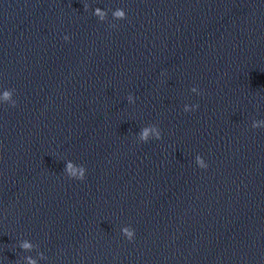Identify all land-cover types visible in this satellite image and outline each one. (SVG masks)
I'll use <instances>...</instances> for the list:
<instances>
[{"label":"water","instance_id":"95a60500","mask_svg":"<svg viewBox=\"0 0 264 264\" xmlns=\"http://www.w3.org/2000/svg\"><path fill=\"white\" fill-rule=\"evenodd\" d=\"M5 89L0 264H264V0H0Z\"/></svg>","mask_w":264,"mask_h":264},{"label":"clouds","instance_id":"9594fccd","mask_svg":"<svg viewBox=\"0 0 264 264\" xmlns=\"http://www.w3.org/2000/svg\"><path fill=\"white\" fill-rule=\"evenodd\" d=\"M100 15H101V18H103L104 14L101 13ZM114 15H115L116 18L124 19L126 17V12H125L124 9L117 10ZM64 39L67 40V39H69V37L67 35H65ZM10 96H11V91L5 89L2 92H0V101H6V100L9 99ZM129 99L131 100L132 97L129 96ZM193 107L195 108L196 106H193ZM185 111H189L187 106H185ZM252 126L253 127H264V120H262V121H254ZM150 131L155 133L156 139H160L161 138L160 133L158 131H156L155 128H151V129H147L146 128V129H144L141 132L140 139L143 140V141H147ZM195 162H196V165L199 168L206 169L208 167V164L205 161V159L199 154L196 155ZM70 177L75 178V179H79V180H83L85 178V170L84 169H80L78 172L75 171V170H72ZM121 233L123 234V236L126 239H128L130 241L134 239V236H135V230L134 229L125 227V228L121 229ZM20 246L22 248H25V249H29V248L32 247L31 243L28 242V241H23ZM27 259H28V264H36V261L33 260L31 257H28Z\"/></svg>","mask_w":264,"mask_h":264}]
</instances>
